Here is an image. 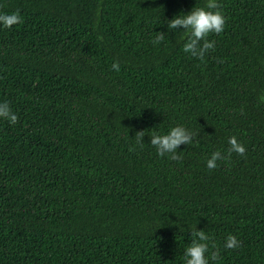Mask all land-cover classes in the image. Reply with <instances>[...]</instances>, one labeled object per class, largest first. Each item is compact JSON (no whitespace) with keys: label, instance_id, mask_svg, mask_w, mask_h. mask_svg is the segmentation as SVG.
Instances as JSON below:
<instances>
[{"label":"trees","instance_id":"trees-1","mask_svg":"<svg viewBox=\"0 0 264 264\" xmlns=\"http://www.w3.org/2000/svg\"><path fill=\"white\" fill-rule=\"evenodd\" d=\"M204 3L0 0L21 17L0 27L18 117L0 119V264H184L196 227L216 264H264V0H218L225 28L200 59L160 22ZM177 124L193 143L158 156L149 136Z\"/></svg>","mask_w":264,"mask_h":264},{"label":"clouds","instance_id":"clouds-1","mask_svg":"<svg viewBox=\"0 0 264 264\" xmlns=\"http://www.w3.org/2000/svg\"><path fill=\"white\" fill-rule=\"evenodd\" d=\"M21 17L16 13L0 14V27L11 28L18 24ZM160 24L167 27L168 32H175L178 26L185 33L183 42V51L192 57L204 58L209 50L215 46L214 40H209L210 34H220L224 31L226 18L220 11L218 0H205L203 6H195L188 12H180L171 19H162ZM166 38L164 32H156L151 43L156 46L160 45ZM111 68L119 72L118 62H114ZM0 119L7 120L10 125L17 123L18 117L12 110L8 101H0ZM197 135L195 131L182 124L170 127L166 133L154 131L150 137V144L154 146L156 153L160 157L168 155L172 160H179L178 149L181 144L189 145L193 143L194 137ZM144 131L135 134L134 140L136 145L142 146L144 143ZM228 155L235 152L243 155L244 146L238 142L235 136L228 138ZM182 152V151H181ZM220 151H214L210 158L206 160V167L214 169L217 167V161L226 159ZM193 237L192 242L185 247L183 252L184 264H216L220 260L219 251L209 252V241L211 237L205 230H197V227L191 231ZM240 246V241L236 236L229 234L223 243L225 249H236ZM214 247V245H213Z\"/></svg>","mask_w":264,"mask_h":264}]
</instances>
